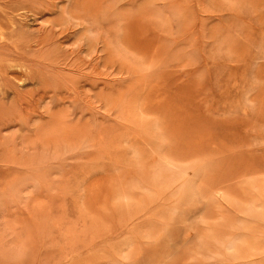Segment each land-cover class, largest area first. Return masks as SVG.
<instances>
[{
    "label": "rangeland",
    "instance_id": "obj_1",
    "mask_svg": "<svg viewBox=\"0 0 264 264\" xmlns=\"http://www.w3.org/2000/svg\"><path fill=\"white\" fill-rule=\"evenodd\" d=\"M22 10L29 41L0 18V264H264V0Z\"/></svg>",
    "mask_w": 264,
    "mask_h": 264
},
{
    "label": "bare ground",
    "instance_id": "obj_2",
    "mask_svg": "<svg viewBox=\"0 0 264 264\" xmlns=\"http://www.w3.org/2000/svg\"><path fill=\"white\" fill-rule=\"evenodd\" d=\"M6 1H7V0H6ZM10 1H11V0H10ZM218 1H219V0H218ZM1 2H2V1H1ZM11 2H12V1H11ZM7 3H8V2H7ZM28 3H34V0H18L17 2L12 3V4H6V3H4V4H0V18H4L7 22L9 21V26H11V25H10V23H11V24H12V27L14 28L13 30L11 29L12 31L9 30V32H7V33L5 32L6 34H5L4 38H7V39H8V38H12V37H13V38H14V37H18V38H20L21 41H25L26 39L29 41V38H28L29 36H27V33H26L27 31L24 29V26H25V25L22 23L23 21H21V17H22V15L20 14L21 11L23 12V10H22V9H23V5L28 4ZM223 3H224V2H223ZM41 5H42V4H41ZM224 5H225V4H224ZM28 6H29V5H28ZM43 7H44V6H43ZM200 7H201V6H200ZM206 7H207V6H206ZM212 7H213V5H212ZM213 8H214V7H213ZM229 9H230V8H229ZM41 10H43V9H41ZM41 10H40V12H42ZM207 10H208V9H207ZM207 10H206V11L203 10V13H207ZM201 11H202V10H201ZM204 11H205V12H204ZM208 12H210V11H208ZM215 13H216V12H215ZM208 14H209V16H210V13H208ZM87 16L90 17L91 15L89 16V14H88ZM92 16H94V15H92ZM92 16H91L90 18H91V19H95V18H92ZM97 16H98V15H97ZM203 16H204V14H203ZM209 16L207 15V17H209ZM94 17H95V16H94ZM98 17L101 18L100 15H99ZM207 17H206V18H207ZM13 18H17V19L19 20V26H16L15 23H13L14 21H13V22L11 21ZM90 18H89V19H90ZM99 18H98V19H99ZM209 18H210V17H209ZM212 18H213V17H212ZM87 19H88V18H87ZM96 19H97V18H96ZM96 19H95V21H92V20H91V22H90V24L92 25V26L90 25V26L92 27V29H93V27H96V29H98V25H99V26H102V28L104 29V26L101 25V23H97V22H101V21H99L100 19L97 20V21H96ZM210 19H211V18H210ZM210 19H206L207 21L204 19V21H205V22H208ZM84 20H85V19H84ZM212 20H213V19H212ZM88 21H89V20L86 21L87 24H88ZM84 22H85V21H84ZM92 22H96L98 25L95 23L96 25L93 26L94 24H93ZM5 24H6V23H5ZM103 24H106V23L104 22ZM0 25H1V23H0ZM17 25H18V24H17ZM205 25H206V23H205ZM215 25H217V24H215ZM26 26H27V25H26ZM84 26H86V25L84 24ZM202 26H203V27H202ZM206 26H207V25H206ZM210 26H211V25H210ZM7 28H8V27H7ZM89 28H90V27H88V29H89ZM102 28L100 27V30H99L100 32H99L98 30H97V32H96V30H94V29H93L92 31H91V29H90V30H87V29H86V30H87V32H88V31L91 32V33H90L91 35H93L92 32L95 31V32L97 33V36H98L99 34H101V35L103 34V33H102V32H103V31H102V30H103ZM204 28L206 29V27L204 26V23H203V21H202V22H201V29L203 30ZM4 29H5V27H4ZM8 29H9V28H8ZM101 29H102V30H101ZM205 29H204V30H205ZM101 31H102V32H101ZM106 31H107V30H106ZM106 31H105V32H106ZM98 32H99V34H98ZM105 32H104V33H105ZM205 32H206V31H204V33H205ZM0 34H2V36H3V34H4V33L1 32V28H0ZM199 34H200V33H199ZM209 34H210V33H208V35H209ZM95 35H96V34H95ZM95 35H94V37H95ZM97 36H96V37H97ZM99 36H100V35H99ZM99 36H98V37H99ZM210 36H212V35H210ZM43 37H44V36H43ZM45 37H47V36H45ZM49 37H50V36H49ZM96 37H95V38H96ZM102 37H103V36H102ZM102 37H101V38H102ZM0 39H1V38H0ZM24 39H25V40H24ZM41 39H43V38H41ZM45 39H46V38H45ZM96 39H97V38H96ZM27 40H26V41H27ZM38 40H40V39H38ZM46 40H47V39H46ZM46 40H44V42H46ZM50 40H51V39H50ZM215 41H216V40H215ZM34 42H37V40H34ZM42 42H43V41H42ZM23 43H24V42H23ZM31 44H32V43H31ZM39 44H40V41H39ZM28 46H29V45H28ZM45 46H46V45H45ZM30 47H31V45H30ZM43 53H44V52H42L41 54H43ZM116 53H117V52H116ZM117 55H118V54H116V57L121 56V55H118V56H117ZM41 56H42V55H41ZM43 57H44V56H43ZM42 59H44V58H42ZM12 69H13V68H12ZM17 69H18V68H17ZM9 70H10V69H9ZM17 71H18V70H17ZM99 75H100V74H99ZM55 76H56V75H55ZM48 80H49V79H48ZM24 81H25V80H24ZM7 84H10V83L7 81ZM104 86H105V85H104ZM119 98H120V96L118 97V99H119ZM126 99H127V97H126ZM126 99L124 98V101H125ZM119 100H120V99H119ZM127 100H128V103H130L129 99H127ZM139 100H140V99H139ZM133 101L135 102V105H136V101H135V100H133ZM134 102H133V104H134ZM115 103H116V102H115ZM121 103H123V102H121ZM138 103H139V102H138ZM86 104H87V103H86ZM119 104H120V103H119ZM119 104H117V105H119ZM22 105H23V104H22ZM114 105H115V104H114ZM130 105H131V103H130ZM87 106H88V105H87ZM90 106H91V105H90ZM104 106H106V105H104ZM104 106H103V107H104ZM111 106H112V105H111ZM121 106H122V105H121ZM123 106L126 108V106H125L124 104H123ZM25 107H26V106H25ZM88 107H89V106H88ZM101 107H102V106H101ZM103 107H102V108H103ZM112 107H113V106H112ZM118 107H119V106H118ZM118 107H115V106H114V108H118ZM119 108H121V107H119ZM119 108L116 109V110H119ZM122 108H123V107H122ZM142 108H143V104H142ZM142 108H140V110H141ZM103 109H104V108H103ZM110 109H111V108H110ZM131 109H133V108H131ZM131 109H130V110H131ZM138 109H139V108H138ZM105 110H106V107H105ZM112 110H113V109H112ZM116 110H115V111H116ZM122 110H123V109H122ZM135 110H136V108H135ZM140 110H139V111H140ZM126 111H127V109H126L125 111H123V112H126ZM139 111H138V115H139ZM142 111H144V108L142 109ZM5 112H6V111H5ZM118 112H119V111H118ZM131 112H132V111H131ZM131 112H130V114H131ZM121 113H122V111H121L119 114H121ZM140 113H141V111H140ZM119 114H118V115H119ZM130 114H129V116H130ZM132 114H133V113H132ZM132 114H131V115H132ZM144 114H145V113H144ZM121 115H122V114H121ZM121 115L119 116V118L125 120L124 117H127V116L124 115V117H123V116L121 117ZM142 115H143V114H142ZM136 116H137V115H136ZM136 116H135V117H136ZM144 116H145V115H144ZM140 117H141V116H140ZM11 118H12V117H11ZM121 119H119V120L121 121ZM126 119H127V118H126ZM132 119H133V118H132ZM143 119H144V118H143ZM152 119H153V118H152ZM8 120H9V118H8ZM11 120H12V119H11ZM13 120H14V119H13ZM26 120H27V118H26ZM133 120H135V119H133ZM133 120H132V121H133ZM145 120H146V119H145ZM145 120H144V121H145ZM140 121H142V119H141ZM154 121H155V120H154ZM6 122H7V121H6ZM14 122H16V121L14 120ZM29 122H30V121H29ZM119 123H120V122H119ZM126 123H127V122H126ZM134 123H135V122H134ZM155 123H156V121H155ZM6 124H8V122H7ZM8 125H9V124H8ZM11 125H12V124H11ZM13 125H14V123H13ZM15 125H16V124H15ZM156 125H157V124H156ZM2 126H3V124H2L0 127H2ZM5 127H7V125H6ZM5 127H4V128H5ZM15 127H16V126H15ZM15 127H14V128H15ZM119 127H120V126H119ZM155 127H156V126H155ZM2 128H3V127H2ZM2 128H1V129H2ZM16 129L18 130V128H16ZM121 129H122V128H121ZM121 129H120V130H121ZM156 129H157V128H156ZM123 130H124V129H123ZM125 130H126V129H125ZM129 130H130V129H129ZM1 131L3 132V130H1ZM1 131H0V133H2ZM18 131H19V130H18ZM121 131H122V130H121ZM158 131H159V130H158ZM6 132H7V131H6ZM122 132H123V131H122ZM128 132H129V131H128ZM130 132H131V131H130ZM20 133H23V132H20ZM20 133H19V134H20ZM28 133H29V132H28ZM124 133H125V132H124ZM132 133H133V132H132ZM138 133H139V132H138ZM5 134H6V133H5ZM11 134H12V133H11ZM11 134H10V135H11ZM19 134H18L17 136H20ZM25 134H26V136H27V133H26V132H25ZM130 134H131V133H130ZM134 134H135V133H134ZM134 134H132L133 136H131V135H130V136H131V137H134ZM2 135H4V134L2 133ZM7 135H8V134H7ZM15 135H16V133H15ZM21 135H22V134H21ZM36 136H37V135H36ZM36 136H35V137H36ZM64 136H65V135H64ZM23 137H24V136H22V138H23ZM27 137H28V136H27ZM54 137H55V136H54ZM121 137H123V138L125 139V141H126V138L124 137V135H121ZM121 137H120V139H121ZM16 138H17V137H16ZM29 138H30V137H29ZM29 138H28V139H29ZM31 138H32V137H31ZM37 138H38V137H37ZM47 138H49V137H47ZM47 138H46V141L48 142ZM56 138H57V137H56ZM64 138H65V137H64ZM155 138H156V137H155ZM13 139H14V138H13ZM19 139H20V138H19ZM38 139H39V138H38ZM38 139H37V141H38ZM117 139H119V138L117 137ZM129 139H131V138H129ZM156 139H157V138H156ZM17 140H18V138L14 141L15 143H14V142H12V143L17 144V142H16ZM25 140H26V142H27V139H26V138H25ZM39 140H40V139H39ZM52 140H54V139H52ZM59 140H60V139H59ZM135 140H136V138H135ZM135 140H134V138H133V140H130V141L135 142ZM142 140H143V139H142ZM34 141H35V139H34L33 141L30 140V141H29V142H30L29 145L32 144L31 142H33L32 145H34ZM54 141H55V140H54ZM122 141H123V140H122ZM128 141H129V140H128ZM20 142H22V141H20ZM20 142H19V143H20ZM38 142H39V141H38ZM49 142H50V141H49ZM52 142H53V141H52ZM57 142H58V140H57ZM62 142H63V141H62ZM119 142H120V141H119ZM155 142H156V140H155ZM155 142H154V143H155ZM19 143H18V144H19ZM27 143H28V142H27ZM63 143H64V142H63ZM63 143H62V144H63ZM131 143H132V142H131ZM143 143H144V142H143ZM18 144H17V145H18ZM22 144H23V142H22L20 145L22 146ZM24 144H25V142H24ZM38 144H39V143H37L36 145H38ZM47 144H48V143H47ZM59 144H60V143H59ZM62 144H61V145H62ZM129 144H130V143H129ZM129 144L127 143L128 146L131 145V144H130V145H129ZM136 144H137V143H136ZM148 144H150V143L148 142ZM8 145H9V142H8L6 139H2V138H1V135H0V148L2 149V151H3L4 149H6ZM17 145H16V146H17ZM26 145H28V144H26ZM49 145H50V144H48V146H49ZM158 145H159V144H158ZM10 146H11V145H10ZM21 146H20V147L18 146V147L21 148ZM34 146H35V145H34ZM51 146H52V145H51ZM57 146H58V145H57ZM59 146H60V145H59ZM132 146H133V145H132ZM132 146H130V147L132 148ZM151 146H152V145H151ZM160 146H161V145H160ZM18 147H17V148H18ZM25 147H26V146H25ZM161 147H162V146H161ZM166 147H167V145H166ZM23 148H24V147H23ZM45 148H46V147H45ZM56 148H57V147H56ZM133 148H134V146H133ZM135 148H136V146H135ZM135 148H134V151H133V152L136 151ZM150 148H152V147H150ZM164 148H165V147H164ZM39 149H40V145H39ZM53 149H55V148H53ZM6 150H7V149H6ZM43 150H45V149L43 148ZM137 150H138V149H137ZM152 150H153V149H152ZM155 150H157V149H155ZM155 150L153 151L154 153L157 152V151H155ZM158 150H160V149H158ZM169 150H170V149H169ZM4 151H5V150H4ZM4 151H3V152H4ZM7 151H8V150H7ZM45 151H48V148H46ZM50 151H51V150H50ZM56 151H58V150L55 149V151H54L53 153H55ZM165 151H166V150H165ZM51 152H52V151H51ZM136 152H137V151H136ZM136 152L134 153V155L136 154ZM131 153H132V152H131ZM137 153L139 154V152H137ZM179 153H180V152H179ZM11 154H13V153H11ZM157 154H159V151H158ZM165 154H166V153H165ZM174 154H175V153H174ZM18 155H19V154H18ZM134 155H133V156H134ZM158 156H159V155H158ZM171 156H172V155H171ZM3 157H4V156H3ZM160 157H161V156H160ZM168 157H169V156H168ZM174 157H175V155H174ZM174 157H171V158L175 159ZM177 157H179L178 154H177V156H176V159H177ZM180 157H182V156H180ZM163 161L166 162L164 166H167V165H173V166H174V164L172 163V161H169V160H167L166 158H163ZM177 162H178V161H177ZM162 163H163V162H162ZM166 164H167V165H166ZM180 164H181V163H180ZM183 164H184V163H183ZM181 165H182V164H181ZM181 165H179V166H181ZM176 166H177V165H176ZM171 167H172V166H171ZM171 167H169V168H171ZM181 167H182V166H181ZM176 168H177V167H176ZM173 169H174V168H173ZM169 171H170V169H169ZM169 171H168V172H169ZM170 172H171V171H170ZM182 174H183V173H182ZM187 174H188V173H187ZM202 174H203V172H202ZM193 178L195 179V176H193ZM197 180H199V179H197ZM180 181H181V180H180ZM180 181H179V182H180ZM192 181H193V179H192ZM187 182H188V181H187ZM195 182H196V181H195ZM198 182H199V181H198ZM168 183H169V182H168ZM170 183H171V182H170ZM196 183H197V182H196ZM10 185H11V184H10ZM1 186H2V185H1ZM191 186H192V185H191ZM215 186H216V185H215ZM195 187L197 188L198 186L196 185V186H194L193 188H195ZM196 188H195V189H196ZM198 188H199V187H198ZM22 189H23V188H22ZM25 189H26V187H25ZM219 189H220V188H219ZM219 189H218V190H219ZM240 189H241V188H240ZM20 190H21V188H20ZM20 190H19V191H20ZM191 190H193V189L191 188ZM191 190H189V191L191 192ZM196 190H197V189H196ZM198 190H199V189H198ZM198 190H197V191H198ZM210 191H211V189H210ZM212 191H213V189H212ZM212 191H211V194H212ZM215 191H216V190L214 189V192H215ZM219 191H221V190H219ZM219 191H216V192H219ZM20 192H21V194H22V192H24V190H22V191H20ZM25 192H26V191H25ZM190 192H189V193H190ZM195 192H196V191H195ZM216 192H215V193H216ZM241 192H242V190H241ZM189 193H188V194H189ZM202 193H203V192H202ZM219 193H220V192H219ZM23 194H24V193H23ZM190 194H191V193H190ZM194 194H195V196H197L196 193H194ZM194 194H193V195H194ZM198 194L201 196V193H198ZM24 195H25V194H24ZM26 195H28V193H27ZM124 195H125V194H124ZM124 195H123V196H124ZM206 195H207V193H206ZM212 195H213V194H212ZM219 195H220V194H219ZM200 196H198L197 198L199 199ZM202 196H203V195H202ZM214 196H215V194H214ZM217 196H218V195H217ZM223 196H224V194H223ZM24 197H25V196H24ZM26 197H27V196H26ZM26 197H25V198H26ZM126 197L129 198V196L127 195V193H126ZM191 197H192V196H191ZM27 198H28V197H27ZM123 198H124V197H123ZM197 198H196V199H197ZM207 198H208V197H207ZM193 199H194V198H193ZM201 199H202V198H201ZM40 201H41V200H40ZM95 201H96V200H95ZM94 203H95V202H94ZM187 203H188V201H187ZM137 204H138V203H137ZM137 204H135V207H136ZM39 205H40V204H39ZM45 205H46V204H45ZM133 205H134V204H133ZM140 206H141V205H140ZM135 207H133V208H134V210H133L134 212H135ZM96 208H97V207H96ZM138 208H139V207H138ZM139 209H142V207H140ZM0 210H1V209H0ZM213 210H214V209H213ZM134 212H133V213H134ZM3 213H4V212H3ZM141 213H142V212H141ZM212 213H213V212H212ZM131 214H132V213H131ZM135 214H136V213H135ZM0 215H1V214H0ZM131 216H132V215H131ZM215 216H216V215H215ZM136 217H137V216H136ZM138 218H139V217H138ZM135 219H136V218H135ZM5 220H7V219H5ZM132 221H134V220H131L130 222L132 223ZM23 222H24V221H23ZM131 225H132V224H131ZM134 229H135V228H134ZM173 229H174V228H173ZM81 233L84 234V232H82V231H81ZM142 233H143V232H142ZM80 235H81V234H80ZM140 235H141V234H140ZM148 235H149V234H148ZM143 236L146 237V235H144V233H143ZM163 238H165V237H163ZM171 239H172V238H171ZM242 239H243V237H242ZM128 240H129V239H128ZM131 240H132V239H131ZM131 240H130V241H131ZM168 240H169V239H168ZM170 242L174 243L173 240L170 241ZM243 242H245L244 239H243ZM133 243H134V241H133ZM240 243H241V241H240ZM126 244H127V243H126ZM231 244H232L233 247H234V244H233V243H231ZM235 244H236V243H235ZM244 244H245V243H244ZM128 245H129V244H128ZM174 245H175V244H174ZM236 245H238V243H237ZM242 245H243V244H242ZM118 246H119V245H118ZM124 246H125V245H124ZM138 246H139V245H138ZM226 246H227V244H226ZM126 247H127V246H126ZM129 247H130V246H129ZM131 247H133V246H131ZM170 247H171V243H170ZM236 247H237V246H236ZM207 248H208V247H207ZM234 248H235V247H234ZM239 248H240V247H239ZM133 249H134V248H133ZM227 249H228V247H227ZM236 249H237V251H238V248H236ZM249 249H250V248H249ZM249 249H245V251H246V250H249ZM253 249H254V251H252ZM253 249L250 250V252H251V251H252V252H255V246H254ZM259 249H260V247H259ZM118 250H119V249L117 248V251H118ZM120 250H123V249H121V247H120ZM256 250H257V249H256ZM261 251H264V250L261 249L260 252H261ZM213 252H214V251H213ZM238 252H239V251H238ZM250 252H247V253L250 254ZM252 252H251V253H252ZM256 252H257V251H256ZM260 252H258L257 254H259ZM129 254H130V253H129ZM250 255H252V254H250ZM123 256H125V255H123ZM123 256H122V257H123ZM237 256H238V255H237ZM239 256H241V255H239ZM246 256H247V254H246ZM246 256H245V254H244V257H246ZM248 256H249V255H248ZM248 256H247V258H248ZM241 258H242V257H240V259H241ZM253 258H254V257H253ZM67 259H68V258H67ZM242 259H243V258H242ZM245 259H246V258H244V260H245ZM248 259H249V258H248ZM246 260H247V259H246ZM70 261H71V260H70ZM244 262H245V261H244ZM251 262H252V261H251ZM251 262H250V263L248 262V263L251 264ZM253 262L256 263L257 261H253ZM258 262H259V261H258ZM246 263H247V262H246ZM259 263H260V262H259ZM244 264H245V263H244Z\"/></svg>",
    "mask_w": 264,
    "mask_h": 264
}]
</instances>
